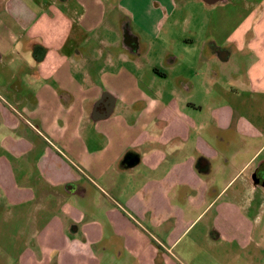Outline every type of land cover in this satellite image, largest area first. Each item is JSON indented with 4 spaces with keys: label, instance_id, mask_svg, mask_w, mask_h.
Wrapping results in <instances>:
<instances>
[{
    "label": "crops",
    "instance_id": "0c3cea01",
    "mask_svg": "<svg viewBox=\"0 0 264 264\" xmlns=\"http://www.w3.org/2000/svg\"><path fill=\"white\" fill-rule=\"evenodd\" d=\"M0 264H264V0H0Z\"/></svg>",
    "mask_w": 264,
    "mask_h": 264
},
{
    "label": "rangeland",
    "instance_id": "374dc122",
    "mask_svg": "<svg viewBox=\"0 0 264 264\" xmlns=\"http://www.w3.org/2000/svg\"><path fill=\"white\" fill-rule=\"evenodd\" d=\"M187 10H191L192 12V17L193 19L196 18V13L195 12H200L201 16H199L196 21H195V25L199 26L201 25L202 23L205 24L210 27V28H213L214 26H217L221 21L224 23V26L225 24H227L226 26H229L228 24H231L230 21H227L224 16L221 15V12L219 11H214V12H211V14H209V12H206L202 9L201 5L198 3V2H191L187 5ZM203 15L204 17L206 18H203ZM221 18V20H220ZM192 21L190 20H187L185 21L184 23H180L181 27L187 23H190V24H193V20ZM203 19L204 22H203ZM226 20V21H225ZM185 33H181V32H178L177 34H175V40L173 42L168 43L167 47H172L174 49V52L177 54V55H182V57L184 56L187 60L192 58V56L194 55V53H196L198 51V45L196 44H193V45H187L183 42V40H181V36L184 35ZM180 36V37H179ZM179 37V38H178ZM192 60H190L189 62H191ZM188 62V61H187ZM191 65V63H189ZM184 64V62H181L179 65L176 66V69L175 71L172 73V77H175L177 74H180L182 71H184V73H188L190 69V66ZM171 74V72H170Z\"/></svg>",
    "mask_w": 264,
    "mask_h": 264
},
{
    "label": "flooded vegetation",
    "instance_id": "af4514ba",
    "mask_svg": "<svg viewBox=\"0 0 264 264\" xmlns=\"http://www.w3.org/2000/svg\"><path fill=\"white\" fill-rule=\"evenodd\" d=\"M125 36H126V41L131 43V41L133 39L132 34L125 32Z\"/></svg>",
    "mask_w": 264,
    "mask_h": 264
},
{
    "label": "water",
    "instance_id": "95a60500",
    "mask_svg": "<svg viewBox=\"0 0 264 264\" xmlns=\"http://www.w3.org/2000/svg\"><path fill=\"white\" fill-rule=\"evenodd\" d=\"M108 114H109V113H108ZM108 114H107V115H108Z\"/></svg>",
    "mask_w": 264,
    "mask_h": 264
}]
</instances>
